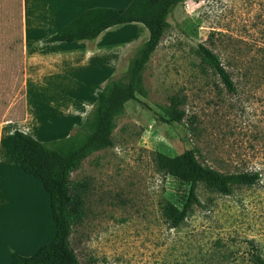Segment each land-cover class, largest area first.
<instances>
[{
  "label": "rangeland",
  "instance_id": "1",
  "mask_svg": "<svg viewBox=\"0 0 264 264\" xmlns=\"http://www.w3.org/2000/svg\"><path fill=\"white\" fill-rule=\"evenodd\" d=\"M130 1L0 0V126L25 127L40 142L81 129L107 80L128 82L148 32L132 23L94 42L46 39L86 9H123ZM167 21L144 70L147 97L128 102L114 119L113 146L71 174L86 186V216L71 247L81 264H264V0H186ZM199 45L218 56L236 93L203 63ZM95 47L97 58L80 55ZM171 98L184 111L181 123L161 120ZM186 150L206 167L257 172L261 180L230 195L199 184L200 205L170 228L162 208H181L188 185L172 167L160 171L157 154L175 159ZM31 179L21 180L25 190L13 200L7 226L33 234L41 221L47 241L49 207Z\"/></svg>",
  "mask_w": 264,
  "mask_h": 264
},
{
  "label": "trees",
  "instance_id": "2",
  "mask_svg": "<svg viewBox=\"0 0 264 264\" xmlns=\"http://www.w3.org/2000/svg\"><path fill=\"white\" fill-rule=\"evenodd\" d=\"M186 0H131L123 8L94 7L85 10L75 19L61 27L46 39L49 44L95 41L110 28L141 24L148 32L139 53L129 70L127 83L110 78L98 93L92 110L88 113L82 128L66 138L40 142L19 130L13 133V156L20 169L35 178L49 197V212L54 225L51 242L41 246L29 257L11 253V264H81L71 247L70 238L74 227L80 225L86 211L83 204V182L71 180V174L78 171L83 161L95 152L113 146L114 119L119 116L128 102H137L147 97L143 81L145 67L158 47L168 17L173 9ZM203 63L215 70L226 90L234 94L236 88L230 74L222 67L218 56L203 45L197 50ZM179 101L170 99L165 109V123H181L184 111L179 110ZM160 171L172 167L180 180L188 185L182 207L166 203L162 216L170 228H178L185 221L194 206H199L196 189L199 184L212 192L230 195L236 187H253L261 178L257 172L224 174L202 165L195 150H186L181 156L170 159L157 154Z\"/></svg>",
  "mask_w": 264,
  "mask_h": 264
},
{
  "label": "crops",
  "instance_id": "3",
  "mask_svg": "<svg viewBox=\"0 0 264 264\" xmlns=\"http://www.w3.org/2000/svg\"><path fill=\"white\" fill-rule=\"evenodd\" d=\"M98 7H102V6H98ZM125 7H121V8H125ZM81 13H79L78 15H80ZM67 23H65L64 25H66ZM64 25L56 27L52 31L51 34L53 35L54 33H56ZM99 37L95 41H98ZM74 43H78V42H74ZM55 44H62V43H55ZM87 45L88 44H86L85 46ZM84 50H82L83 53L80 55H89V57H96V58L98 54H100V51H101L100 47L99 48L95 47V49L93 50L92 49H88L85 51ZM81 64L83 63L81 62ZM24 128L25 127H22V128L18 127V129H16L12 123L4 125V126H0V138H1L0 139V264H11V253L12 252H15L24 257H29L33 255L41 246L51 242L54 236L53 234L54 226H53V221L51 222L50 220L51 218L50 212L48 215L49 197L47 193L43 190L42 186L35 178L32 177L34 179L33 180L31 178H28L31 176L29 175L26 176L27 174L25 175V173L20 169L17 161L15 160L13 156V132L15 130H19L34 138V135L26 132ZM27 179H31L32 181H35V183L39 187H41V190L45 193L44 196L47 202L46 207L48 208L46 213L48 215L47 217H48V220L51 226L50 230L52 231L53 229L52 236L47 241L45 240L47 236L46 235L47 229L46 228L42 229L41 221H40V225L36 233H33V234L31 233L27 234L26 232L23 233V232H20L19 230H16L14 228H10L9 226H7L6 216L9 214V211L13 205V200H15V198H18L17 195L22 193L21 190H25L21 185L23 183L21 182V180H27ZM34 208H35L34 212H36L37 210L36 206ZM38 221H39V217H38Z\"/></svg>",
  "mask_w": 264,
  "mask_h": 264
}]
</instances>
